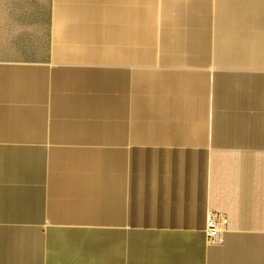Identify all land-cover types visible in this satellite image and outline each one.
I'll return each instance as SVG.
<instances>
[{
    "label": "crops",
    "instance_id": "obj_1",
    "mask_svg": "<svg viewBox=\"0 0 264 264\" xmlns=\"http://www.w3.org/2000/svg\"><path fill=\"white\" fill-rule=\"evenodd\" d=\"M0 264H264V0H0Z\"/></svg>",
    "mask_w": 264,
    "mask_h": 264
},
{
    "label": "built area",
    "instance_id": "obj_2",
    "mask_svg": "<svg viewBox=\"0 0 264 264\" xmlns=\"http://www.w3.org/2000/svg\"><path fill=\"white\" fill-rule=\"evenodd\" d=\"M227 218L221 214L209 213L205 221L204 234L208 243L217 244L221 241V234L226 228Z\"/></svg>",
    "mask_w": 264,
    "mask_h": 264
}]
</instances>
